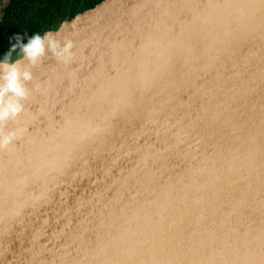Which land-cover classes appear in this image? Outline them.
Listing matches in <instances>:
<instances>
[{
    "label": "water",
    "instance_id": "95a60500",
    "mask_svg": "<svg viewBox=\"0 0 264 264\" xmlns=\"http://www.w3.org/2000/svg\"><path fill=\"white\" fill-rule=\"evenodd\" d=\"M45 34L72 56L6 122L0 264H264V0H99Z\"/></svg>",
    "mask_w": 264,
    "mask_h": 264
},
{
    "label": "clouds",
    "instance_id": "9594fccd",
    "mask_svg": "<svg viewBox=\"0 0 264 264\" xmlns=\"http://www.w3.org/2000/svg\"><path fill=\"white\" fill-rule=\"evenodd\" d=\"M16 43L0 58V148L6 147L16 138L15 131L5 132L6 122L14 120L22 111V101L28 96V83L33 79L32 67L43 61L46 49L57 60H68L72 56L73 43L63 44L50 34L32 35L23 43L19 35ZM27 61V64L22 61Z\"/></svg>",
    "mask_w": 264,
    "mask_h": 264
},
{
    "label": "trees",
    "instance_id": "16d2710c",
    "mask_svg": "<svg viewBox=\"0 0 264 264\" xmlns=\"http://www.w3.org/2000/svg\"><path fill=\"white\" fill-rule=\"evenodd\" d=\"M99 0H7L0 8V42L23 43L34 34L54 29L65 18L91 6Z\"/></svg>",
    "mask_w": 264,
    "mask_h": 264
},
{
    "label": "rangeland",
    "instance_id": "374dc122",
    "mask_svg": "<svg viewBox=\"0 0 264 264\" xmlns=\"http://www.w3.org/2000/svg\"><path fill=\"white\" fill-rule=\"evenodd\" d=\"M6 2H7V0H0V8H2Z\"/></svg>",
    "mask_w": 264,
    "mask_h": 264
},
{
    "label": "flooded vegetation",
    "instance_id": "af4514ba",
    "mask_svg": "<svg viewBox=\"0 0 264 264\" xmlns=\"http://www.w3.org/2000/svg\"><path fill=\"white\" fill-rule=\"evenodd\" d=\"M66 19V18H65ZM62 21V20H61Z\"/></svg>",
    "mask_w": 264,
    "mask_h": 264
}]
</instances>
